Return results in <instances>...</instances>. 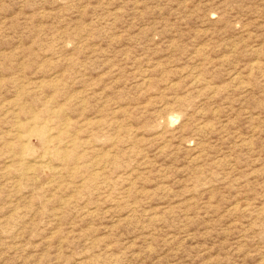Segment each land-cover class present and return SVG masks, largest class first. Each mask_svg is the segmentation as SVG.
I'll return each mask as SVG.
<instances>
[{"label":"rangeland","instance_id":"rangeland-1","mask_svg":"<svg viewBox=\"0 0 264 264\" xmlns=\"http://www.w3.org/2000/svg\"><path fill=\"white\" fill-rule=\"evenodd\" d=\"M0 264H264V0H0Z\"/></svg>","mask_w":264,"mask_h":264}]
</instances>
